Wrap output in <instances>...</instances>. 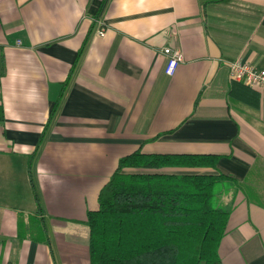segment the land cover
<instances>
[{
	"label": "crops",
	"instance_id": "1",
	"mask_svg": "<svg viewBox=\"0 0 264 264\" xmlns=\"http://www.w3.org/2000/svg\"><path fill=\"white\" fill-rule=\"evenodd\" d=\"M234 60L264 67V0H0V264H91L87 212L137 150L217 155L158 171L239 181L217 264H264V93Z\"/></svg>",
	"mask_w": 264,
	"mask_h": 264
},
{
	"label": "trees",
	"instance_id": "2",
	"mask_svg": "<svg viewBox=\"0 0 264 264\" xmlns=\"http://www.w3.org/2000/svg\"><path fill=\"white\" fill-rule=\"evenodd\" d=\"M217 159L138 150L121 157L99 191L97 209L87 212L90 263H219L234 203L224 202V195L240 189V182L224 173L158 171L213 168Z\"/></svg>",
	"mask_w": 264,
	"mask_h": 264
},
{
	"label": "built area",
	"instance_id": "3",
	"mask_svg": "<svg viewBox=\"0 0 264 264\" xmlns=\"http://www.w3.org/2000/svg\"><path fill=\"white\" fill-rule=\"evenodd\" d=\"M98 34H104L102 28L98 30ZM162 53L166 56L164 72L167 75H172L183 61V53L179 48L172 46L163 47ZM229 76L235 81L243 82L250 87H256L264 93V67H257L239 60L230 61Z\"/></svg>",
	"mask_w": 264,
	"mask_h": 264
}]
</instances>
